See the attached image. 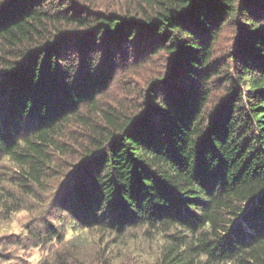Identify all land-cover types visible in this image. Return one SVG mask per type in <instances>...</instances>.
<instances>
[{
    "label": "trees",
    "instance_id": "obj_1",
    "mask_svg": "<svg viewBox=\"0 0 264 264\" xmlns=\"http://www.w3.org/2000/svg\"><path fill=\"white\" fill-rule=\"evenodd\" d=\"M141 3L131 15L0 0V163L13 171L0 164V213L21 203L3 183L35 197L59 174L53 210L27 229L58 247L38 264H78L68 231L153 243L156 264H264V0ZM227 24L232 49L214 59ZM129 48L164 52L172 76L153 80L147 111L123 115L98 98ZM73 122L90 140L67 174Z\"/></svg>",
    "mask_w": 264,
    "mask_h": 264
},
{
    "label": "rangeland",
    "instance_id": "obj_2",
    "mask_svg": "<svg viewBox=\"0 0 264 264\" xmlns=\"http://www.w3.org/2000/svg\"><path fill=\"white\" fill-rule=\"evenodd\" d=\"M76 3L88 7L93 12L133 14L139 6L142 7L141 0H75ZM233 27L227 24L221 28L218 40L213 46V57L225 58L228 51L233 46ZM75 45L74 42L69 43ZM74 46H72L73 48ZM74 49V48H73ZM75 50V49H74ZM71 49L68 54H75ZM128 58L121 59L116 66L114 77L108 89L99 98L101 108H112L117 114L131 115L132 113L145 112L142 103L145 93L150 88L151 83L156 78H171V65L167 55L159 52L156 56L149 58L147 54L138 57L129 48ZM222 94V89L213 91V96ZM218 97V98H219ZM85 114V112H84ZM94 119L95 124L99 121L95 116L86 115ZM73 133L68 137V142L72 146L70 154L65 157L66 161H59L62 172H71V166H75L82 158L83 146H87L90 138L84 126L73 122L66 132ZM1 166L7 167L8 171H3V177H8L12 171L11 165L6 159L1 160ZM13 172V171H12ZM65 178L59 174L48 181L49 187L46 190L36 189V195L26 196L20 189L7 183H3L4 190H8L21 203L18 209H14L8 214L0 213V241L3 235L14 234V243L0 245V264H38L45 256L50 255V250L54 251L58 247L50 244L40 237L34 239L27 229L35 230L37 225L48 218L53 210L54 192L58 186L63 185ZM62 183V185H61ZM54 192V193H53ZM1 212V211H0ZM88 232V231H86ZM84 231L74 233L68 231L65 240H71L65 248L67 255H74L78 258V264H156L157 245L144 240H129L124 244L105 246L97 244L96 235L88 234ZM84 235V239L75 242L77 234ZM89 237V238H88ZM87 238V239H86ZM17 240L19 242L17 243ZM37 243L38 245H34ZM107 244V242H106ZM79 252V253H77ZM79 254V255H78Z\"/></svg>",
    "mask_w": 264,
    "mask_h": 264
}]
</instances>
